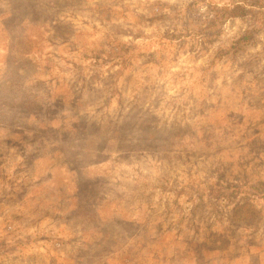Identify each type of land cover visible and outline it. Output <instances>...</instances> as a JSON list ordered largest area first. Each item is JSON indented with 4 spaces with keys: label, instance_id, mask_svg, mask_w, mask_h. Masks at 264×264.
I'll return each instance as SVG.
<instances>
[{
    "label": "rangeland",
    "instance_id": "1",
    "mask_svg": "<svg viewBox=\"0 0 264 264\" xmlns=\"http://www.w3.org/2000/svg\"><path fill=\"white\" fill-rule=\"evenodd\" d=\"M0 264H264V0H0Z\"/></svg>",
    "mask_w": 264,
    "mask_h": 264
}]
</instances>
